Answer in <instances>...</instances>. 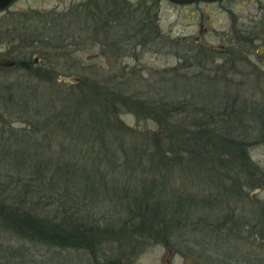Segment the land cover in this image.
<instances>
[{"label":"trees","instance_id":"obj_1","mask_svg":"<svg viewBox=\"0 0 264 264\" xmlns=\"http://www.w3.org/2000/svg\"><path fill=\"white\" fill-rule=\"evenodd\" d=\"M118 3V0H105L102 8V4L97 3L95 10L90 11L85 7L78 10L79 15L74 16L67 13L58 16L53 11L49 27L43 25L39 30L33 29V36L29 34L25 37L31 40L28 46L36 42L59 47L64 34L70 36L75 30L82 33L87 29L96 32L97 29L98 33L108 34V39L113 41H119L124 32L125 35L127 32L138 35L141 30L144 36L151 31L147 23L150 18L144 17L139 5L136 8L135 4L124 1L125 13L119 18ZM127 18L129 23L125 25ZM76 19L78 23L74 22ZM27 25L30 26L31 22ZM12 30L17 33L16 24ZM20 33L17 35H26L23 30ZM11 37L17 40L14 35ZM23 48L20 50L23 51ZM16 62V68H25L37 78L54 81L52 71L32 65V60L25 58ZM59 83L71 89L84 88L76 94L67 92L76 98V102L79 101V106L65 114L58 108L62 103L58 99L55 103L53 99L29 103L35 106L37 102L36 107H27V110L34 111L31 116L44 120L45 133L40 132L41 139H31V156L27 157V154L5 161L4 158L11 156L9 153L0 161V173L5 172L8 165L14 166L13 169L17 171V175L9 170L5 173L9 180L4 187H11L10 193L14 197L0 196L2 227L13 228L25 239L35 237L51 246L87 249L91 254H95L96 243L102 240H118L131 254L148 244L149 240L170 245L169 238L174 233V227L186 220L184 213L190 207L193 209L200 205L211 204L214 210L224 207L231 212L215 221L216 228L225 230L226 235L236 226L238 229L241 227V217L237 216L231 203L243 198V187L264 189V173L251 160L248 148L252 142L246 141L242 133L237 132L235 119L227 114L220 119L215 118V112H207L203 104L196 102L197 109L207 112L210 121L202 115L192 117L188 124L181 118L179 121L175 119L178 124L172 123L170 118L180 113L176 112L179 108L188 110V106H192L190 102L184 100L183 103H176L175 99V102L166 103L146 97L139 99L117 88L108 92L109 86L99 80L98 83L88 79L79 80L76 84ZM122 111L155 119L161 128L137 132V128L124 123L120 116ZM259 112L256 116L260 120L261 138L264 140V113ZM59 113L62 122L56 125L53 117ZM187 115L186 118H189L193 114ZM61 132L65 136L60 137ZM53 138H60L61 147L57 151L63 154V161L50 156L56 153L50 145L54 142ZM137 141H141V146ZM17 152H14L15 155H19ZM35 154L36 157L32 158ZM71 154L75 159L69 157ZM79 158L82 160L77 161ZM186 158L190 162L197 159L209 162L213 166V180L219 186V191L210 194H191L189 191L186 194L168 187L170 177L156 175L149 179L144 176L147 172L159 173L163 166L170 170L168 165L171 161ZM211 195L217 200L210 201L208 197ZM37 204L41 205L39 214L34 209L38 207ZM260 204L262 208L258 222L264 226V201ZM250 257H246L245 264H264L263 257H257V254L253 256L255 259ZM114 262L108 261L106 264Z\"/></svg>","mask_w":264,"mask_h":264},{"label":"rangeland","instance_id":"obj_2","mask_svg":"<svg viewBox=\"0 0 264 264\" xmlns=\"http://www.w3.org/2000/svg\"><path fill=\"white\" fill-rule=\"evenodd\" d=\"M124 1L135 4L137 8L139 4L147 5L153 0ZM97 3L102 4L101 8L105 6V0H16L8 9L0 11V57L10 56L21 61L28 58L32 60V65L39 64L42 70L46 68L52 71L51 77L55 81L37 78L25 68L0 69V148H2L0 161L9 153L11 156L4 158L5 161L14 160L15 157L18 159L27 154V157L31 156L29 154V146L33 143L31 139L35 137L41 139L39 134H43L45 123L44 120H38V116H31L34 111L27 110V107L33 108L37 105V102L35 106L29 104L31 101L45 102L53 99L55 103L58 99L62 102L59 103L58 108L65 114L79 106V101L76 102L72 94L84 88L71 89L68 85L59 83L54 77V75H73L80 76V81L88 79L90 82L98 83L99 80L109 86L108 92L117 88L124 94H132L139 99L149 98L166 103L173 100L175 102V99L176 103H183L184 100L190 102L192 106H188V110L186 108L182 111L179 108L176 111L180 113L170 118L172 123H177L175 119L179 121L181 118L185 124H188L192 117L202 115L210 121L207 112H215V118L219 119L227 114L235 119L237 132L242 133V138L252 142L248 148L250 158L257 164L258 170L264 173V140L261 138L263 132L260 120L256 116L260 113L259 111L264 113V76L256 77L252 74L251 65L245 61L236 63L233 71L229 69V72H226L228 76L235 77L234 81L224 78L226 81L220 83L196 78L192 80L175 73L171 76L172 73L168 69L172 64L174 66L182 64L184 60H181L179 56L182 48L171 51L165 48L166 38L180 37L182 33L187 34L195 30L193 26L185 27L189 22V16L188 13H183V9L175 10L167 1L159 0L154 6L155 11L145 13L144 17L150 18L147 23L153 31L147 32L144 36L141 30L138 35H134V32H127L125 35L124 32L119 41H113L108 39V34L100 33L101 31L98 33L97 29L96 32L87 29L82 33L75 30L70 33V36L64 34L65 42L58 43L59 47L53 48L36 42L28 46L31 40L25 37L29 34L33 36V29L39 30L43 28V25L49 27L48 22L52 18L53 11L58 16L63 13V16L66 13L74 16L79 15L78 10L81 11L85 7L90 11L95 10ZM235 13L246 19L257 14L259 18H263L258 22L264 21V0L252 2L244 0L242 7ZM176 17L180 18L178 20V22L181 20L180 23L169 26L171 20ZM24 22H28L27 24L31 22V25L28 26ZM74 22H77V19ZM128 23L127 18L124 24ZM151 23L154 25L152 26ZM226 23L223 21L221 30L227 29ZM15 24L17 33L12 32ZM207 27H209L208 24ZM22 30L26 35L18 36L17 34L22 33ZM256 31L261 33L259 29ZM13 35L17 37V40L11 37ZM155 37H157L156 41L153 40ZM22 39L23 41H19ZM22 47H24L23 51L20 50ZM218 64L221 63L218 62ZM254 64H257L258 69L264 73V66L257 59ZM180 71L183 74V68ZM196 102L203 104L207 112L202 111L201 108L197 109ZM190 113L193 115L186 118ZM120 116L124 123L137 128V132L157 131L161 128L155 119L138 117L134 112L122 111ZM53 120L57 122L56 125L62 122L60 113L53 117ZM59 135L65 136L62 132ZM59 139H54V142L50 144L56 151V153L51 152L55 155L50 156L59 157L63 161L65 159L63 154L57 151L61 147ZM136 143L141 146V141ZM14 152L19 155H15ZM39 153L42 151L39 150ZM34 157L36 154L32 156ZM69 157L75 159L73 154ZM81 160L82 158H79L77 161ZM171 162L168 165L170 170L163 166L159 173L147 172L144 176L149 179L150 176L156 175L170 177L168 187L186 194L189 191L191 194H210L219 191V186L213 180V166L209 162L198 159L190 162L187 158ZM13 168L14 166L8 165L7 170L0 173V196L2 197H14L13 193H10L11 187H4L9 180L5 174L8 170L17 175V171ZM242 189L243 198L231 203L237 216L241 217V227L238 229L236 226V229L228 235L225 234V230L216 228L215 221L221 215L226 216L231 212L224 207L214 210L211 204L200 205L193 209L190 207L189 211L184 213L186 220L174 227V233L169 238L170 245H165L162 241L149 240L148 244L132 252L134 254L126 252L124 245L114 239L97 242L94 248L95 254H91L87 249L78 250L67 247L62 249L51 246L35 237L31 240L25 239L17 231L14 232L13 228L0 225V264H106L108 261H116L115 264H245L247 256L254 258L253 256L257 254V257L264 258V226L258 222L262 208L260 203L264 201V189L252 186ZM164 192L162 193L165 194ZM208 198L213 202L217 200L212 195ZM37 206L34 209L35 213L39 214L41 205L37 204Z\"/></svg>","mask_w":264,"mask_h":264},{"label":"flooded vegetation","instance_id":"obj_3","mask_svg":"<svg viewBox=\"0 0 264 264\" xmlns=\"http://www.w3.org/2000/svg\"><path fill=\"white\" fill-rule=\"evenodd\" d=\"M158 1L153 0L147 5L142 3L138 7L143 14L148 11L153 12ZM165 1L171 5V8L180 11L183 9V13H188L189 22L185 27L193 26L195 28L190 33H182L180 37L170 36L166 38L165 48L168 51L182 48L179 56L181 60H184L182 64L175 66L172 64L168 69L172 73L171 76L175 73L180 74V77L185 76L192 80L193 78L205 79L218 83L226 80L234 81L235 77L228 76L226 72H229V69L233 71L236 63L240 61H245L251 65L252 74H255L256 77L264 76L257 64H254L257 59L264 66V21L258 22L263 18H259L257 14L246 19V17L235 13L237 9L242 7L244 0H211V2L200 0L184 4L171 2L172 0ZM248 1L252 2L253 0ZM118 2V17L120 18L125 13V3L122 0H118ZM176 19H172L169 26L179 24L180 18L176 17ZM223 21L227 22V29L221 30L220 26ZM206 23L210 28L207 27ZM151 25L154 24L151 23ZM256 29H259L261 33H257ZM153 40L156 41L157 37ZM260 47L263 49L258 52ZM36 65L37 67L40 66L39 64ZM182 68L183 74L180 73Z\"/></svg>","mask_w":264,"mask_h":264},{"label":"water","instance_id":"obj_4","mask_svg":"<svg viewBox=\"0 0 264 264\" xmlns=\"http://www.w3.org/2000/svg\"><path fill=\"white\" fill-rule=\"evenodd\" d=\"M16 0H0V11L1 10H5V9H8L10 7V4L12 2H15ZM194 2V1H200V0H172L171 2H174V3H190V2ZM203 1H209L211 2V0H203ZM216 1V0H214ZM263 48L260 47L258 49V52H260ZM37 60V59H36ZM16 58H9V57H5V56H2L0 57V69H13V67H15L17 65V62H16ZM59 82H65V83H70V84H75L79 81L80 76H73V75H66V76H63V75H56L55 76Z\"/></svg>","mask_w":264,"mask_h":264}]
</instances>
